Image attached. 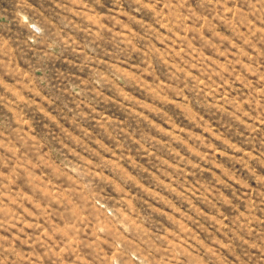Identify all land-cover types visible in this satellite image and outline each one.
Here are the masks:
<instances>
[{"label": "rangeland", "instance_id": "obj_1", "mask_svg": "<svg viewBox=\"0 0 264 264\" xmlns=\"http://www.w3.org/2000/svg\"><path fill=\"white\" fill-rule=\"evenodd\" d=\"M0 264H264V0H0Z\"/></svg>", "mask_w": 264, "mask_h": 264}]
</instances>
